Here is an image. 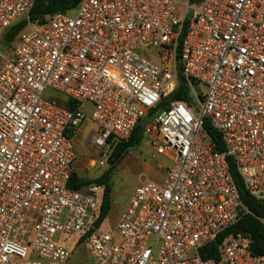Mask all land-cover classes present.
<instances>
[{
    "label": "built area",
    "instance_id": "2783aa9c",
    "mask_svg": "<svg viewBox=\"0 0 264 264\" xmlns=\"http://www.w3.org/2000/svg\"><path fill=\"white\" fill-rule=\"evenodd\" d=\"M35 2L0 0V40L28 20L0 62V264H264L243 235L201 254L250 213L231 163L264 201V0H81L30 21ZM181 77L188 100H170ZM148 116L165 176L141 175L114 228L96 227L102 187H69L75 138L89 122L109 158Z\"/></svg>",
    "mask_w": 264,
    "mask_h": 264
},
{
    "label": "trees",
    "instance_id": "16d2710c",
    "mask_svg": "<svg viewBox=\"0 0 264 264\" xmlns=\"http://www.w3.org/2000/svg\"><path fill=\"white\" fill-rule=\"evenodd\" d=\"M80 1L81 0H36L33 8L30 11L29 20L36 21L49 15L72 11L78 7ZM27 24V19H21L12 25L0 40L1 43L3 42V47L6 49L10 48L11 43L26 28ZM180 80V89L170 97V100H188L182 77ZM58 103L62 106L68 107L72 102L65 96L58 95ZM148 120L149 116L138 124L137 128L129 139L121 140L114 145L110 155L111 162L120 161L123 158V155L129 149L133 148L135 144L143 140L144 126ZM205 128L213 143L215 144L216 149L223 152L224 146L221 141L220 134L211 126L208 121L205 122ZM111 173L112 168H109L97 179L88 180L79 177L74 171L69 182V187L74 190H80L84 186L91 183L98 184L102 187V198L96 220L94 221V225L96 227L103 225L111 210V201L109 196ZM231 173L238 188L240 198L250 213L246 214L239 223L221 233L216 241L205 246L201 251L202 257L204 259L217 258L219 254V245L230 235H243L250 238L251 250L253 254L257 256H264V226L259 220L260 218L264 217V201L255 199L247 192L242 180L235 171L233 163H231Z\"/></svg>",
    "mask_w": 264,
    "mask_h": 264
},
{
    "label": "rangeland",
    "instance_id": "374dc122",
    "mask_svg": "<svg viewBox=\"0 0 264 264\" xmlns=\"http://www.w3.org/2000/svg\"><path fill=\"white\" fill-rule=\"evenodd\" d=\"M69 14L73 16L75 15V11L72 10ZM3 46V42H0V62L3 56H6L8 53V49ZM92 129V124L87 122L80 128L75 138L77 158L74 168L75 173L79 177L88 180L97 179L109 168H112L109 192L111 210L101 227L103 230H111L116 225L120 214L132 196L140 176L146 174L155 181H161L165 176L169 161L162 155H155V151L151 147L152 141L144 133L143 140L129 149L120 161L111 162L110 156L107 159L106 157H102L103 155L96 153V149L91 141ZM101 159H105V165H100ZM91 160L97 162L96 167L91 168L89 166ZM85 258L86 252L84 247L73 251L72 260L83 261Z\"/></svg>",
    "mask_w": 264,
    "mask_h": 264
},
{
    "label": "crops",
    "instance_id": "0c3cea01",
    "mask_svg": "<svg viewBox=\"0 0 264 264\" xmlns=\"http://www.w3.org/2000/svg\"><path fill=\"white\" fill-rule=\"evenodd\" d=\"M144 175H146V174H144ZM147 177H149L148 175H146ZM150 178V177H149ZM151 179V178H150ZM153 180V179H152ZM155 181V180H154ZM162 181V180H161ZM161 181H157V182H161Z\"/></svg>",
    "mask_w": 264,
    "mask_h": 264
}]
</instances>
